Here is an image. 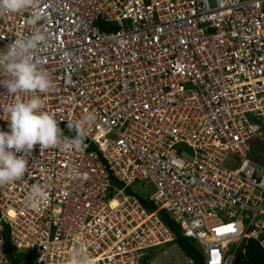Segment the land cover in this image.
<instances>
[{
	"label": "built area",
	"instance_id": "1",
	"mask_svg": "<svg viewBox=\"0 0 264 264\" xmlns=\"http://www.w3.org/2000/svg\"><path fill=\"white\" fill-rule=\"evenodd\" d=\"M33 31L53 87H0V106L39 95L65 136L96 119L80 149L37 144L24 178L0 185V264H68L78 249L150 264L171 242L182 259L160 264H195L167 220L204 264H233L250 240L264 249V0H34L0 13V50ZM33 184L48 193L37 209Z\"/></svg>",
	"mask_w": 264,
	"mask_h": 264
},
{
	"label": "clouds",
	"instance_id": "2",
	"mask_svg": "<svg viewBox=\"0 0 264 264\" xmlns=\"http://www.w3.org/2000/svg\"><path fill=\"white\" fill-rule=\"evenodd\" d=\"M34 5V0H0V13H19ZM42 19L39 12H34L28 20L36 26ZM43 32L33 31L21 36L0 50V87L6 88L9 96L20 94L48 93L53 81L46 69L34 58V50L47 41ZM45 105L39 95H32L27 100L15 99L14 102L0 106L5 112L10 131L0 130V185L14 183L24 178L28 168L26 154L37 144L41 148L63 146L65 149H80L87 130L95 122L91 113L75 122H68L67 127L75 133L65 136L59 127L60 121L44 110ZM23 153V155H18ZM48 199L43 186L33 184L27 195L30 206L37 209ZM68 264H92V259L82 250L75 251Z\"/></svg>",
	"mask_w": 264,
	"mask_h": 264
},
{
	"label": "trees",
	"instance_id": "3",
	"mask_svg": "<svg viewBox=\"0 0 264 264\" xmlns=\"http://www.w3.org/2000/svg\"><path fill=\"white\" fill-rule=\"evenodd\" d=\"M165 216H162L163 219ZM169 228L177 235L176 243L183 251V253L192 258L195 264H204V259L201 254L194 247L193 242L178 235V230L174 223L169 220L166 221ZM233 264H264V249L254 240L248 241L244 253H238Z\"/></svg>",
	"mask_w": 264,
	"mask_h": 264
},
{
	"label": "rangeland",
	"instance_id": "4",
	"mask_svg": "<svg viewBox=\"0 0 264 264\" xmlns=\"http://www.w3.org/2000/svg\"><path fill=\"white\" fill-rule=\"evenodd\" d=\"M130 190H131V192H133V194H135L136 196L141 197V198H149L154 193V187L149 182L133 183L130 186ZM154 208L155 207H153V209ZM168 228H169V226H168ZM169 230L172 232V230L170 228H169ZM173 234H174V236H177L175 233H173ZM175 239H176V237L174 238V240ZM170 244H168V245L161 244V245L150 248V249H152L151 251L153 253L152 257L150 259V264H160L162 262L163 263L168 262L169 259L171 262V261H173L172 259H176L177 257H180L179 260H181L182 254L180 253L179 249L178 248H169ZM136 245H138V243ZM146 253H147V251H146Z\"/></svg>",
	"mask_w": 264,
	"mask_h": 264
}]
</instances>
